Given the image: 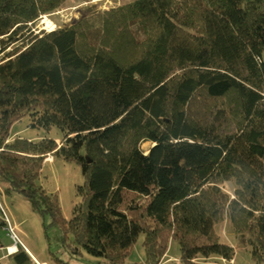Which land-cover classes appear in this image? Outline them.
<instances>
[{
  "label": "trees",
  "instance_id": "obj_1",
  "mask_svg": "<svg viewBox=\"0 0 264 264\" xmlns=\"http://www.w3.org/2000/svg\"><path fill=\"white\" fill-rule=\"evenodd\" d=\"M64 1L0 0L4 192L48 216L72 253L107 264H123L140 234V264H158L170 240L182 264L231 260L214 230L224 215L264 264V0H131L31 30ZM25 115L58 136L6 141ZM49 154L81 169L69 219L38 184Z\"/></svg>",
  "mask_w": 264,
  "mask_h": 264
},
{
  "label": "rangeland",
  "instance_id": "obj_2",
  "mask_svg": "<svg viewBox=\"0 0 264 264\" xmlns=\"http://www.w3.org/2000/svg\"><path fill=\"white\" fill-rule=\"evenodd\" d=\"M131 0H65L56 10L42 14L32 25L31 30L38 33L40 30L49 31L44 28L43 19L48 17L53 22V29L59 26L68 25L80 17L108 9ZM136 28V25L133 26ZM19 44V43H16ZM11 44L8 50L14 47ZM3 53L0 54V58ZM28 116H23L14 123L10 130L9 138L31 137L34 140L44 136L57 137L56 128L46 131L43 128L32 127L29 125ZM21 132L15 134V131ZM59 142V139L56 140ZM152 143L142 141L140 148L147 152ZM83 182V177L79 165L73 161H66L61 157L47 155L43 161V166L38 178V184L48 193L55 194L61 207L62 214L69 219L75 204L80 200L78 191L79 185ZM224 192L233 194L234 185L231 181L220 183ZM0 203L6 211L10 225L15 226V233L18 237L16 245L21 250L27 247L29 251L39 261H45V264H60L59 260L69 264H107L102 257H97L82 251V254H75L66 248L61 242L60 230L57 226L47 225L48 216H42L33 210L30 201L21 194L12 192L5 193L3 185L0 183ZM0 212V218L5 222L0 227V264H17L14 256H10L5 250L8 246L15 243L11 237L8 222H6ZM5 218V217H4ZM215 233L221 243L230 246L233 249V257L226 260L219 256L199 257L195 259L198 264H259L252 259L249 252V241L247 235L237 233L230 224L226 215L214 224ZM71 240V235H69ZM142 235L136 239L132 249L125 258L123 264H140L145 261V252L142 246ZM6 245H8L6 247ZM8 253L7 255L5 253ZM26 252V250H25ZM179 245L177 241L170 240L166 253L162 256L158 264H182L179 261ZM30 264H38L32 260Z\"/></svg>",
  "mask_w": 264,
  "mask_h": 264
},
{
  "label": "built area",
  "instance_id": "obj_3",
  "mask_svg": "<svg viewBox=\"0 0 264 264\" xmlns=\"http://www.w3.org/2000/svg\"><path fill=\"white\" fill-rule=\"evenodd\" d=\"M0 212H1V215H4V216H2L3 217V219L6 221V222H8V226H9V231L11 232V237L12 238H14L15 239V244L17 243L16 241H18V237H17V235H16V233H15V226H13V225H10L9 224V221H8V217H7V214H6V211H5V209L3 208V206L1 205V203H0ZM5 217V218H4ZM6 250H7V248H6ZM8 252V251H7Z\"/></svg>",
  "mask_w": 264,
  "mask_h": 264
},
{
  "label": "bare ground",
  "instance_id": "obj_4",
  "mask_svg": "<svg viewBox=\"0 0 264 264\" xmlns=\"http://www.w3.org/2000/svg\"><path fill=\"white\" fill-rule=\"evenodd\" d=\"M43 24L45 25L44 28H46L47 30H52L53 29V22H51V20L48 17H44L43 19ZM7 251L8 253L14 252L15 251V246L14 245H10L7 247ZM40 264H45L44 262H41Z\"/></svg>",
  "mask_w": 264,
  "mask_h": 264
},
{
  "label": "crops",
  "instance_id": "obj_5",
  "mask_svg": "<svg viewBox=\"0 0 264 264\" xmlns=\"http://www.w3.org/2000/svg\"><path fill=\"white\" fill-rule=\"evenodd\" d=\"M14 125V124H13ZM13 125L11 126V128L13 127ZM11 128H10V130H11ZM21 132V130H19V131H15L14 133L15 134H19ZM11 136V135H10ZM26 138H29V139H34V138H31V137H27L26 136ZM13 245L15 246V251L17 250V245L15 244V243H13ZM8 245H6V247H7ZM24 249L26 250V253L30 256V258L32 259V260H34V261H36L38 264H40L41 262H44V263H46L45 261H39V260H37L36 258H35V256L29 251V249L27 248V247H24ZM6 250V249H5ZM14 251V252H15ZM11 253H13V252H11ZM10 253V254H11ZM6 255L8 254L7 252L5 253ZM9 254V255H10Z\"/></svg>",
  "mask_w": 264,
  "mask_h": 264
},
{
  "label": "water",
  "instance_id": "obj_6",
  "mask_svg": "<svg viewBox=\"0 0 264 264\" xmlns=\"http://www.w3.org/2000/svg\"><path fill=\"white\" fill-rule=\"evenodd\" d=\"M153 145V144H152Z\"/></svg>",
  "mask_w": 264,
  "mask_h": 264
}]
</instances>
